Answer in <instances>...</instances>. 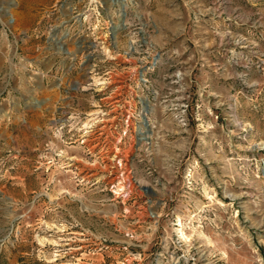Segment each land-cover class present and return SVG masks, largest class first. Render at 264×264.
<instances>
[{"label":"rangeland","instance_id":"obj_1","mask_svg":"<svg viewBox=\"0 0 264 264\" xmlns=\"http://www.w3.org/2000/svg\"><path fill=\"white\" fill-rule=\"evenodd\" d=\"M0 264H264V0H0Z\"/></svg>","mask_w":264,"mask_h":264},{"label":"water","instance_id":"obj_2","mask_svg":"<svg viewBox=\"0 0 264 264\" xmlns=\"http://www.w3.org/2000/svg\"><path fill=\"white\" fill-rule=\"evenodd\" d=\"M62 5H64V4H62ZM125 9H124V5H122L121 6V15H122V17H121V19H120V24L114 29V34L118 31V30H120L122 27H123V24H124V18H125ZM56 31V30H55ZM55 34V32L53 33V35ZM142 103H143V110L147 113L148 111H149V109H150V106H149V103H148V101H147V99H144L143 101H142ZM142 118H143V125L145 126V127H148L149 126V122H148V119H147V116H146V114H143L142 115Z\"/></svg>","mask_w":264,"mask_h":264},{"label":"bare ground","instance_id":"obj_3","mask_svg":"<svg viewBox=\"0 0 264 264\" xmlns=\"http://www.w3.org/2000/svg\"><path fill=\"white\" fill-rule=\"evenodd\" d=\"M118 1V0H117ZM131 1H133V0H131ZM120 2V1H119Z\"/></svg>","mask_w":264,"mask_h":264}]
</instances>
